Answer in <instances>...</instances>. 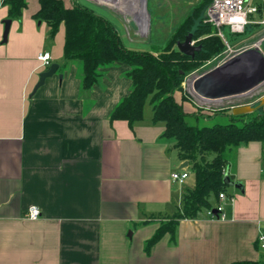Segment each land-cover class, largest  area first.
<instances>
[{"label": "crops", "instance_id": "0c3cea01", "mask_svg": "<svg viewBox=\"0 0 264 264\" xmlns=\"http://www.w3.org/2000/svg\"><path fill=\"white\" fill-rule=\"evenodd\" d=\"M61 1L66 8L87 7L81 0ZM83 1L123 24L133 22L139 32L144 12L149 30L147 0H121L123 9L106 0ZM253 3L261 10L253 19H264V0ZM38 9V0H26L21 17L9 20L0 0V264L264 261L256 241L264 233V146L258 142L235 149L228 169L234 192L216 204L224 220H211L205 212L181 220L172 239L164 235L146 252L145 242L180 208L186 188L192 187L189 166L180 168L184 162L163 138V124L154 123L145 106L143 118L132 126L110 121L111 111L131 91L128 66L116 63L101 70L97 84L83 91L79 64L63 57V26L49 39L46 24L34 19ZM6 20L10 25L3 42ZM258 27L255 40L232 48L264 37V24L246 30ZM45 52L51 58L48 67L37 60ZM51 65H57L55 74L35 89ZM173 172L188 173L183 185L170 181ZM30 207L40 212L36 220L25 217Z\"/></svg>", "mask_w": 264, "mask_h": 264}, {"label": "trees", "instance_id": "16d2710c", "mask_svg": "<svg viewBox=\"0 0 264 264\" xmlns=\"http://www.w3.org/2000/svg\"><path fill=\"white\" fill-rule=\"evenodd\" d=\"M208 3L209 0H201L176 27L165 45L153 46L151 52L126 49L107 19L78 4L66 8L61 0H38L39 9L34 15L35 20L48 27L49 39H53L63 26V57L66 62L79 64L83 91L97 84L101 70L116 63L127 65L126 76L131 81V91L111 111L110 121H126L132 126L143 118L144 106L149 101L152 121L163 124V138L172 142L178 159L189 166L193 185L186 188L180 208L166 222H161L145 242L147 253L164 235L168 234L172 239L179 221L194 219L201 212L213 210L220 193L228 196L223 175L228 172L230 154L239 145L251 142L264 145V111L261 108H256V116L241 126L234 122L244 114L234 116L225 111L219 115H228V123L199 126L202 116L183 111L182 102L189 101L182 87L185 78L225 50L215 29L203 22ZM2 4L7 7L8 19L17 20L26 7V0H2ZM188 34L195 46L200 47L193 58L176 48ZM176 92L181 95V103L174 99ZM262 160L264 162V150ZM231 264H264V261L242 260Z\"/></svg>", "mask_w": 264, "mask_h": 264}, {"label": "rangeland", "instance_id": "374dc122", "mask_svg": "<svg viewBox=\"0 0 264 264\" xmlns=\"http://www.w3.org/2000/svg\"><path fill=\"white\" fill-rule=\"evenodd\" d=\"M83 2L82 4L86 5L87 7L91 8L95 13L104 16L108 19L115 29L117 30L122 44L124 47L130 50H139V51H149L150 46L155 47H162L170 38L171 34L173 33L174 29L182 22L184 17L187 15L189 10L193 7L198 5L201 0H147L146 3V10L149 16V30L148 24L146 31L144 33L135 31L137 29L136 25L133 22H129V24L121 23L118 18L113 14H106L103 12L102 9L95 6L90 2ZM129 17V21H132L131 16ZM262 27H258L257 29L251 28L247 29L244 34H231L228 29H223V34L231 47L241 45L244 43H250L255 40V33L260 30ZM148 30V31H147ZM135 31V32H134ZM140 37V39H144L147 41L144 42H134L133 39ZM142 37H141V36ZM195 45V43H193ZM264 46V45H263ZM216 66V63H212L211 65H207L206 63L203 64L197 71L195 75H201L209 70H212ZM245 66V65H244ZM244 74H246V69L242 68ZM194 76V75H193ZM191 76L188 75L183 84V92L188 96L190 102L185 101L183 103V107L186 111L192 112L195 111L196 114L202 116L203 118L199 120V126H212L213 124L220 123L225 124L229 122L228 115L227 116H220L219 114L224 113L225 111L228 114H231V108L237 106H249L252 108H261L264 111V105L260 106L261 102L264 100V92L259 94H254L253 96H249L248 98L241 99V100H229V103H225V101L220 102V104H209L204 103L198 100L195 95L192 94V90L188 87L187 82L191 79ZM177 97V100L181 103L180 100V93L176 92L174 94ZM151 110V105L149 101L146 102L145 105V112ZM216 115V116H214ZM232 115V114H231ZM256 116V111L244 114L243 117L237 118L235 120V124L237 126H241L243 123H246L252 120ZM191 119V118H189ZM188 119V120H189ZM192 122V120H189ZM264 146V145H263ZM230 164L235 160V151L232 152L229 156ZM260 169L264 172V162L262 157L260 159ZM264 177L263 174H261ZM186 185V184H185ZM186 188V187H185ZM184 188V190H185ZM233 188L228 187L227 193H232ZM264 259V255H261Z\"/></svg>", "mask_w": 264, "mask_h": 264}, {"label": "built area", "instance_id": "2783aa9c", "mask_svg": "<svg viewBox=\"0 0 264 264\" xmlns=\"http://www.w3.org/2000/svg\"><path fill=\"white\" fill-rule=\"evenodd\" d=\"M260 12V8L253 3V0H209V3L204 9L203 22L211 25L215 29L216 36L223 42L225 50L221 55L213 58L206 64L211 65L212 63H216V66L213 68L215 69L242 59L244 60V64L238 66L245 68L247 70L246 74L251 75L255 71L257 72V69L259 68V61L264 62V52L260 48L261 44L264 43V37L250 46L232 48L223 34V29H228L231 34H244L249 25L264 24V19L259 21H255L253 19V16L260 14ZM193 43L194 41H192V44ZM255 53L257 54V57L255 56ZM50 59L49 53L46 52L37 56V60L45 67L50 65ZM195 74L196 71L191 73L190 78L197 76ZM261 92H264V81L255 87V89L250 93L237 97V99L248 98L249 96H253L254 94H259ZM187 178V172H173L170 175V181L179 185H183ZM218 199L222 202L226 200L227 197L224 193H220L218 195ZM206 215L211 220H224L223 208L221 205H217L213 210L207 211ZM25 217L29 220H36L40 217V212L38 208L30 207L27 209ZM256 241L259 248L264 249V233H260L257 236Z\"/></svg>", "mask_w": 264, "mask_h": 264}, {"label": "water", "instance_id": "95a60500", "mask_svg": "<svg viewBox=\"0 0 264 264\" xmlns=\"http://www.w3.org/2000/svg\"><path fill=\"white\" fill-rule=\"evenodd\" d=\"M4 30L2 40L5 42L7 33L9 30L10 21L6 20L3 22ZM177 50L185 56L193 58L195 53L199 52L200 47L192 44L191 34H188L184 41L176 44ZM257 57V54H255ZM240 60V61H239ZM238 61L225 65L222 67L215 68L201 75L194 76L187 84L192 90V94L205 103H216L230 100L240 96H244L255 89L261 82L264 81V62L259 61V68L257 72L248 75L244 74L242 66L244 60L239 59ZM57 65H51L47 71L39 75L38 83L35 86L37 89L41 86L46 78L51 77L55 74ZM264 105V100L260 106ZM256 108L249 106H237L231 108V113L234 116L242 115L253 112ZM187 167V162H184L180 168ZM233 176H229L228 172L223 175V184L227 187L233 186ZM235 187L241 188V184H235Z\"/></svg>", "mask_w": 264, "mask_h": 264}, {"label": "bare ground", "instance_id": "6f19581e", "mask_svg": "<svg viewBox=\"0 0 264 264\" xmlns=\"http://www.w3.org/2000/svg\"><path fill=\"white\" fill-rule=\"evenodd\" d=\"M98 1V0H97ZM101 1H103V0H101ZM103 2H106V3H108V4H110V5H112V4H115V5H117V7L119 8V9H123V6L121 5V0H106V1H103ZM121 2V3H120ZM126 4V3H125ZM121 5V6H120ZM130 5V4H129ZM127 6V5H126ZM129 13V12H128ZM134 13V12H133ZM140 20V19H139ZM146 28H147V16H146V14L143 12V14H142V22L140 23V29H141V31H142V33H144L145 31H146ZM205 103V102H204ZM213 104V103H212ZM211 105V104H210Z\"/></svg>", "mask_w": 264, "mask_h": 264}]
</instances>
